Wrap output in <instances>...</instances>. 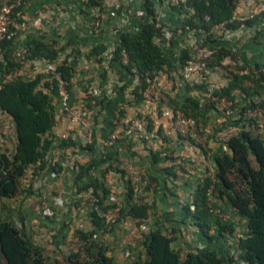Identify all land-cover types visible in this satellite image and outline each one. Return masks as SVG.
<instances>
[{
  "label": "trees",
  "instance_id": "16d2710c",
  "mask_svg": "<svg viewBox=\"0 0 264 264\" xmlns=\"http://www.w3.org/2000/svg\"><path fill=\"white\" fill-rule=\"evenodd\" d=\"M2 3L3 0H0V6ZM240 3L241 0H178L171 4L172 13L179 16L176 23L178 29H174L173 32L177 35L178 30H182L188 36L193 35L199 45L211 48L213 54L206 59V66L211 71L222 70L227 78V83L214 87L205 100L189 94L183 99L168 96L170 101L167 103L168 106L181 110L198 122L208 123L207 113L211 109L220 111L217 99L221 97L233 101L235 112L225 116L220 127L244 120V110L247 107L257 105L264 107V66L259 64L253 66L243 62L240 58L241 45L231 39L220 40L213 31V26L221 22H227V28L231 30H236L242 25L250 29L258 28L259 22L264 19V12L244 22L233 19ZM104 4L105 0H87L88 6L98 7L101 11H106ZM154 4L155 0H144L146 13L138 31L118 29L112 56V61L125 72L138 76V83L134 89V99L137 103H146L145 90L160 72L166 73L176 85L178 65H184L191 59L189 47L183 46L180 53L175 55L174 46L179 40L175 34L169 46L157 40V37L162 35L166 23L160 24L157 20ZM201 29L206 31V35L201 33ZM255 33L254 39L259 36L260 31L256 29ZM2 46L0 74L4 75L0 79V109L10 116L17 137L13 150L0 149V200H5L33 192L32 183H29V187H24L27 171L34 168L37 175L48 166V154L53 148L50 132L56 124L57 106L50 84L42 82L44 74L39 73L33 79L23 76L7 79V75L21 66V56L16 49L15 37L6 40ZM23 47L27 49V61L46 59L55 63L69 82L70 89L75 66L68 59L71 53L76 52L75 46L73 52H69L61 61L59 60L62 48L57 47L55 41L27 33ZM105 48L103 45L95 46L86 57L101 65L100 72L103 78L107 75V69L102 65ZM188 88L189 86H186V89ZM89 98L94 99L90 105L96 103L104 107L105 97L89 95ZM120 113H124V109L120 110ZM116 117L117 121L111 120L106 126L107 130H104L108 138L118 127L121 128V137L117 139L119 141L122 137L128 136L123 130V117L121 115ZM147 117L148 130L154 131L156 129L154 117L151 114ZM157 131L163 139L162 150L168 149L164 145L168 141L167 134L159 128ZM219 132L214 135L219 147L214 151L211 148L209 156L214 161V170L209 168L207 171H201L192 201L186 202L180 209L192 219V224L204 238L205 246L187 250L175 246L176 241L182 236L184 225L187 224L186 219L181 218L170 225L162 223L142 231L145 257L139 255L124 263L116 261L104 239L106 234L113 231L105 229L107 223L105 213L112 205L110 196L113 194V187L107 183V175L116 172L126 186L118 222L129 215L141 224L144 223L154 211V202L143 201L145 198L136 190L137 181L128 175L127 169L121 167L123 161L118 150L113 145L107 146L111 149L102 151L94 132L92 143H83L81 140L80 145L82 149H87L92 157L87 163L78 161L75 170L79 193L91 188L98 198L90 208L92 227L76 229L74 236L77 239V246L66 251L63 249L66 243L62 227L56 231L53 236L56 247L60 250L59 258L46 253L45 246L35 240L23 217L18 223L10 216L0 215V264H232L235 260L242 264H264V140L243 128L222 143L218 140ZM185 138L195 144L191 136ZM61 141L62 147L77 145L71 137L62 138ZM151 153L164 161L174 159L161 156V150H151ZM95 169H100L102 175L91 176L89 180L81 183L85 176L90 175ZM230 209L245 220L247 228L245 234L239 232L240 222L234 218L229 220L224 218L223 214ZM237 234L236 256L229 238H234Z\"/></svg>",
  "mask_w": 264,
  "mask_h": 264
},
{
  "label": "crops",
  "instance_id": "0c3cea01",
  "mask_svg": "<svg viewBox=\"0 0 264 264\" xmlns=\"http://www.w3.org/2000/svg\"><path fill=\"white\" fill-rule=\"evenodd\" d=\"M247 1L241 0L236 14H243L246 11ZM126 6L131 10V13H127ZM104 7L109 16L102 22L101 26L97 27L94 14L100 10L98 7L88 6L87 0H33L23 10V19L28 23V28L26 31H20L15 38L18 51L23 47V41L27 33L40 36L48 41H55L56 46L62 48L59 61L65 58L69 52H73L75 46L76 52L73 60L75 69L69 89L71 102L75 105L86 104L88 107L90 123L102 151L111 149L107 148L104 143L107 139V132L104 129L111 120L116 122V116L118 115H121L123 120L128 119L139 112L145 111L146 108V103H137L134 99V89L138 83V76L125 72L116 62L112 61L117 41L116 30L128 28L138 31L140 29L143 16L146 13L144 0H105ZM174 18L175 16L172 13H168L165 20L175 22ZM256 29L246 28V26L239 28L230 39L241 45L240 58L243 62L253 66L256 64L264 66V28L258 29L260 34L254 39ZM182 41L179 38L178 44L174 46L175 55H178L180 49L184 46ZM99 45L106 47L105 59L102 62L104 68L107 69L106 78L101 75V65L98 62L93 61L90 66H86L85 63L87 54L93 47ZM48 62L46 59H35L28 62V66L30 71H34L37 75L39 73L45 75V66ZM180 67L178 65L179 71ZM208 81L206 86L204 84H187L189 88L186 89V86L181 88L177 84L175 85L172 79L164 73L159 82V90L160 93L164 92L166 96L178 97V99H183L189 94L205 100L210 96L209 85H224L227 83V78L222 71H211L209 72ZM92 84L94 85L93 90L90 87ZM50 89L53 92L54 102L57 106V117L56 124L50 132V138L53 139V148L48 154L49 164L37 175L34 173V168L27 171L24 187H29V183H32L31 190L33 192L21 194V197L14 202L13 207L18 209L19 217H23L26 226H28L27 221H31L37 215L34 208L36 202L37 204L43 201V203L47 201L52 203L55 197L62 196L66 201L65 206L56 207L54 214L50 216L51 220H47L43 225H37V228L38 232L45 229L52 234L62 227V232L66 238L67 235L74 234L76 229H74V226L90 229L92 221L90 205L78 191L77 172L72 164L63 162V160H67L72 156L77 157L81 163H87L90 161L92 154L87 149L80 147L82 134L79 129L73 127L69 120L59 112L60 96L56 83ZM89 95H96L98 98L105 97L104 107L96 103L90 105V102L94 99L89 98ZM122 109H124V113H120ZM219 112L218 115L213 116L212 111H209L207 116L211 120L212 117L220 118L222 115ZM152 116L156 125L154 131L159 128L167 134V130L171 125L170 106L164 104L161 113L160 111L158 113L154 112ZM209 119L207 122H209ZM7 125H10V127H7ZM4 128H7V130L5 131ZM0 129L4 131L0 136V149L13 150L17 143V137L13 122L7 114L0 121ZM66 131L70 132V137L77 145L62 147V134ZM169 135H167L168 141L164 145L178 154L177 159L174 161H164L159 157L156 158L151 153L152 149L148 143L136 137H122L114 143V146L112 145L118 150L122 161L131 158L135 163L133 171L129 172L127 170L128 175L134 181V172L145 173L148 176V182L140 180L137 182L138 186L136 187L139 188L137 191L140 195L145 198L143 201L154 202V211L145 223L141 224L136 218L127 215L116 224L111 233L105 235L104 239L112 248L111 250L118 263L129 262L139 255L145 257L142 244L143 230H148L162 223L167 226L174 223L175 220L179 221L181 218H185L187 224L184 225L182 236L176 241L175 246L181 250L205 246L204 238L199 234L197 227L192 224V219L187 217L184 212L182 213L180 209L183 208L186 202L192 201L201 171H207L209 168L214 170V161L207 157L200 147L187 140L185 136ZM209 146L214 151L219 147V143L212 138L209 140ZM193 165L200 168L194 170L188 176V168ZM101 175L100 169H95L90 175L85 176L81 183L87 179L89 180L91 176ZM116 176H114L115 180L111 178L113 175L108 174L107 183L110 186H118V183L123 186L120 176ZM223 216L226 220L234 218L238 223L240 222V234L247 232L244 224L245 220H242L234 210L230 209ZM64 224H66V227Z\"/></svg>",
  "mask_w": 264,
  "mask_h": 264
},
{
  "label": "built area",
  "instance_id": "2783aa9c",
  "mask_svg": "<svg viewBox=\"0 0 264 264\" xmlns=\"http://www.w3.org/2000/svg\"><path fill=\"white\" fill-rule=\"evenodd\" d=\"M33 0H3L2 5L0 6V59L3 54V43L6 40L16 38L19 32L26 31L28 28V23L23 19V10L27 4ZM178 0H155V14L157 20L160 22L166 23V26L163 27L162 35L157 37V40L163 42L164 45L169 46L171 44V39L175 34L174 29H178L177 22L179 16L176 13H172L171 4L176 3ZM127 13H131V10L126 6ZM99 9V8H98ZM100 10V9H99ZM264 12V0H248L247 9L243 14H235L233 17L234 20L241 22L247 21L249 19L255 18L257 15ZM172 13L175 16V22L165 20L167 14ZM145 15V14H144ZM109 14L107 11H99L94 14V21L97 27L101 26L102 22L108 18ZM245 26H241L243 28ZM264 27V19L258 24L257 29H262ZM239 29V28H238ZM118 30H116L117 32ZM213 31L215 32L216 37L220 40H229L231 36L237 31L227 28V22L217 23L213 26ZM201 33L206 35V31L201 29ZM176 35V34H175ZM178 38H181L184 44V47L190 48L191 59L188 63L180 65V71L176 84L178 87H185L187 84H208V76L211 69L206 66V59L213 54V50L208 47H203L197 43L193 35L188 36L184 34L182 30H178L176 35ZM183 47V46H182ZM21 56V66L17 67L11 74L7 75V79L15 78L18 76H23L28 79H33L37 76L34 71H30L28 62L26 59L27 49L22 47L19 50ZM125 56L126 53H125ZM75 59V53H71L68 61L73 62ZM93 60L86 58V66H90ZM4 75V74H3ZM0 74V79L3 77ZM164 75L163 72L158 73L149 87L145 90V95L147 98L146 108L144 113L137 114L133 117L123 120L124 126L123 130L125 135L128 137H136L140 140L145 141L151 147L152 150L159 151L161 150L160 155L163 157H173L174 161L177 159L178 154L175 153L172 149H163V139L157 133V131L148 130V117L147 115H153L155 109L153 108L155 100L160 96V90L158 85L161 77ZM48 82L51 88L54 87L56 83L57 89L59 91L60 103H59V112L69 120L73 127H77L82 134L83 143H92L94 140V130L91 126L89 119V110L86 104L75 105L71 102V94L68 88L69 82L63 77L62 73L57 69L56 64L48 62L45 66V76L42 82ZM1 87V83H0ZM91 90H93L94 85L92 84ZM216 85H209V95L211 94L213 88ZM218 109L222 113V119H219V123H222L225 116L231 115L234 111L233 101L227 97H221L217 99ZM171 112V125L167 130V135L177 134L183 136H191L195 145H198L203 152L209 157L211 155V150L209 148V135L211 133V128L207 123L198 122L194 117L186 115L181 110H175L173 107H170ZM5 113L0 109V121ZM244 120L239 123L227 124L225 127L218 133V140L222 143L232 136L237 134L241 129L245 128L251 131L253 136L260 137L264 140V107L250 106L244 110ZM10 127V125H7ZM2 129H0L1 131ZM6 131L7 128H4ZM121 128L113 131L109 137L104 141L106 146H112L121 137L120 134ZM4 132L3 130L1 131ZM170 136V135H169ZM70 132L66 131L62 134V138H69ZM79 159L77 157H70L63 162H69L72 166L77 169V162ZM80 162V161H79ZM122 167L127 169L129 172L135 169V163L131 158H126L123 161ZM194 167V168H193ZM199 166H192L188 168L187 175L193 173L194 170L199 169ZM135 181L144 180L145 182L149 181L148 176L145 173H136L134 172ZM136 190L139 188L136 187ZM87 200L90 208L92 204L98 200L94 195L93 189L85 190L79 193ZM120 196L113 193L110 196V204H112L107 212L105 213L107 217V223L105 229L112 231L116 226L120 216H121V205L122 202L119 201ZM66 201L62 196H57L52 203L45 202L43 203V216L50 217L54 214L56 207L65 206ZM219 211V209H217ZM147 220V219H146ZM145 220V221H146ZM145 223V222H144Z\"/></svg>",
  "mask_w": 264,
  "mask_h": 264
},
{
  "label": "rangeland",
  "instance_id": "374dc122",
  "mask_svg": "<svg viewBox=\"0 0 264 264\" xmlns=\"http://www.w3.org/2000/svg\"><path fill=\"white\" fill-rule=\"evenodd\" d=\"M221 71L222 70H220V69L214 70V72H221ZM158 89H160V83L158 85ZM162 96H163V98H160ZM165 101H166V103H165ZM169 102H170L169 101V97L166 96L164 94V92H161L160 96L155 100L153 108L158 113L159 111H162V107L164 106V104L167 105V103H169ZM211 111H212L213 116L215 114H218V112H219L218 110H216L214 108L211 109ZM214 118L215 117H212V120L209 119V122L207 123L210 126V128H211V133H210L209 137H213L217 132L221 131L224 128V127H220L221 123H219V119H222V117L215 118V119ZM213 138L216 139V136H214ZM196 146H198V145H196ZM209 148H210V146H209ZM109 175H113V177H111L112 179H115L114 176H116V175L118 176V174H116L114 172H112V173L110 172ZM122 182H123V186L120 183H118L117 184L118 186L114 185L112 187H113V193H115L116 195L120 196V200L119 201L122 202V205H123V199H124V196L126 195L125 194L126 193V190H125L126 186L124 185V181H122ZM20 195L21 194H19L14 199L13 198L12 199H6L5 202H3V200H0V215H2L3 217L10 216L16 222L20 223L21 220H20V217H19L18 209L13 207L14 206V202L17 201L21 197ZM43 202H38V204L36 202L34 208H35V211H36L37 215H36L35 218H32L31 221H27V225L30 226L29 227L31 229L30 231L33 233L32 235L35 238V240L37 242H39L40 244L45 246L46 253L52 255V257L56 256V257L60 258L61 257L60 250L56 247V244L54 242V236H53V235H55L56 232L52 233L53 235L50 232H48V230H45V229H44V231L43 230H39V232H38L37 225H43V223L47 222V220L48 221L51 220V218L43 216ZM47 202L50 203V201H47ZM64 225L66 227V224H64ZM59 227H60V225H59ZM75 228L78 229L76 226H74V229ZM76 229L74 231H76ZM55 231H57V230H55ZM51 237H52V239H51ZM237 239H238V234H237V236L235 235L234 238H229V242H231L233 244V246H234L233 249H234V253H235L236 256H237V253L235 252V248H236ZM76 241H77V239L74 236V234L73 235L72 234L67 235V237L64 239V242L66 243V245L63 246V249L66 251L70 247H76L77 246V242ZM124 253H125V249H124ZM124 259H125V256H124ZM232 264H242V262H238L237 260H235Z\"/></svg>",
  "mask_w": 264,
  "mask_h": 264
}]
</instances>
